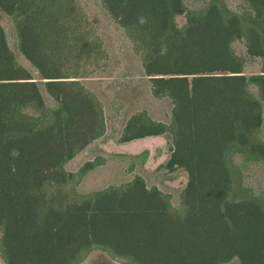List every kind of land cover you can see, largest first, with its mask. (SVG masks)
Returning <instances> with one entry per match:
<instances>
[{
	"label": "trees",
	"instance_id": "16d2710c",
	"mask_svg": "<svg viewBox=\"0 0 264 264\" xmlns=\"http://www.w3.org/2000/svg\"><path fill=\"white\" fill-rule=\"evenodd\" d=\"M92 6L116 50L77 0H0V264H78L96 248L127 264H264V0ZM108 63L105 127L79 77ZM139 77L169 109L128 117L116 138L117 93ZM146 138L162 140L152 168L148 147H101ZM104 156L163 168L165 188L180 168L176 202L138 173L76 192Z\"/></svg>",
	"mask_w": 264,
	"mask_h": 264
},
{
	"label": "rangeland",
	"instance_id": "374dc122",
	"mask_svg": "<svg viewBox=\"0 0 264 264\" xmlns=\"http://www.w3.org/2000/svg\"><path fill=\"white\" fill-rule=\"evenodd\" d=\"M78 3L85 9L88 16L92 19L96 13V6H92L93 0H77ZM99 11V10H98ZM7 19V18H6ZM2 18V21H6ZM8 21V20H7ZM94 24L97 26V30L103 34L104 41L106 44L111 46V50H116L117 44L120 42H113L112 39L117 35V32L114 30L104 32V22L103 18L101 17V12H98L97 18L92 20ZM2 22V23H3ZM4 24V23H3ZM123 46L127 56L130 55L127 43L123 42ZM239 46H237L238 48ZM116 58V56H115ZM117 59V58H116ZM111 63V61H110ZM108 63L104 70L102 69H95L91 72V74L87 75L86 77H79L80 81L91 91L95 93L97 98L99 99L102 107V114H103V121L105 127H107V115H108V104H109V97L111 92L104 90L100 83L98 82L100 79L106 78L109 74L112 73L113 67L112 64ZM110 64V65H109ZM136 78V76H134ZM141 78V83L139 85L127 82L124 83L122 88L117 93L118 97H124L127 101L126 107V114L123 117L122 122L119 125L118 131L115 135L118 138L121 134L122 127L125 123V120L136 114V113H143L144 115L150 117L154 120H161L162 114L167 112L169 109L170 104L165 99H152L151 96H148V89L147 86L143 84V77ZM108 88V86H106ZM107 142V143H106ZM101 147L113 148V149H122V150H129V151H136L140 148L148 147L152 155L150 154L148 159L145 162V167L152 168L156 162L161 159L162 155L155 156L153 151L154 148L158 145H161L162 140L158 138H146L138 141L128 142L126 144H115L110 142V140H106ZM106 143V144H105ZM110 143L109 146L107 144ZM94 149L99 148L98 146H92ZM104 161L102 164L96 166L93 170L87 172V175L83 177V179L74 186V190L79 193H84L92 190L93 188H100L105 187L109 184H119L129 180L133 174L138 173L140 174L143 179H145L146 184H155L159 188L164 191H169L172 194L171 201L173 203L177 200L178 191L180 190V184L178 185L179 181L183 180V175L181 174V169L176 168L174 171L170 172L172 178H167L165 180L166 188L162 187L159 182V175L160 171L164 170L163 168L160 169L158 172L154 173V175H148V173L142 171L139 168L136 160L131 161L129 158L120 159L118 157H108L104 156ZM79 160L74 161L73 163H68L66 167L74 170L76 169V164ZM261 173V170H260ZM260 178H264V168L261 175L258 173ZM258 179H251V182L256 184ZM260 183H262L259 180ZM181 183V182H180ZM173 188H178L176 190H172ZM78 264H127V260L123 257H119L113 255L112 253L102 250V249H92L90 250L87 255L83 258L81 262Z\"/></svg>",
	"mask_w": 264,
	"mask_h": 264
}]
</instances>
